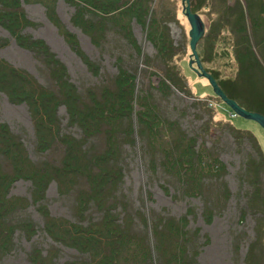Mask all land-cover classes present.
I'll use <instances>...</instances> for the list:
<instances>
[{
  "label": "trees",
  "instance_id": "1",
  "mask_svg": "<svg viewBox=\"0 0 264 264\" xmlns=\"http://www.w3.org/2000/svg\"><path fill=\"white\" fill-rule=\"evenodd\" d=\"M55 1L0 0V26L6 29L20 48L28 49L41 62L53 85L50 88L39 83L26 69L17 68L0 57V93L11 103L25 104L29 110L37 150L43 151L58 141L63 145L59 160L45 158L36 162L30 158L24 142L10 129L8 122L0 120V154L9 164L4 167L0 161V258L12 248L16 228L11 221L12 212L28 203L25 196L8 194L12 182L23 178L31 184L30 199L38 204L36 208L43 217L46 234L53 241L72 247L79 253L58 262L54 259L57 255L54 246L44 251L34 247L28 253L29 260L34 264H196L198 247L191 233L196 234L199 228L191 230L188 226L190 218L187 215L192 213L190 208L177 216H152L149 220L138 211L132 213L124 202L120 203L122 200L115 192L122 176L118 165L120 143L133 141L135 136H139L145 149L153 155L150 158L154 159L156 153L160 168L173 175L184 189V195L189 197L200 195L204 178L218 174L224 163L210 153L204 140L198 142L196 136L188 134L177 119L161 114L148 94L136 92L137 74L132 70L117 66L111 84L87 89L83 97L69 80L67 67L51 47L40 37L23 32L33 23L25 15L22 2L43 5L48 20L57 26L64 41L96 73V65L79 50L76 36L64 30L56 18ZM66 1L73 6L70 22L96 45L101 43L107 31L112 30L120 34L135 53L141 54L131 26L136 22L145 31L146 40L151 43L157 52L155 56L163 65L165 75L156 85L157 90L165 95L172 85L187 95L199 97L187 86L186 75L179 69L177 60L184 50L174 44L163 12L158 7H151L152 0ZM222 17L223 14L213 22L214 30L206 34L209 43L205 36L198 41L200 60L204 63L211 60L216 62L218 59L213 58L222 57L224 51L212 49V42L227 38L239 65L237 75L245 77L253 55L252 48L247 44L249 37L245 26L238 24L240 21L228 26L227 19ZM236 31H242L241 41L234 36ZM4 43L5 40L0 38V47ZM227 60L224 58L220 64L228 67L230 61ZM210 73L228 96L240 105L239 100L251 99L249 104L253 109L264 114V91L255 98L244 87L248 79H232V76H221L215 71ZM207 101L206 97L202 99L204 107L209 109L211 106H207ZM209 101L211 105L212 101ZM60 105L64 106L68 123L80 129V136L61 130V119L57 113ZM228 128L234 137L250 141L256 152L246 154L242 178L249 186L246 206H257L255 209L259 215L255 225H258V218L264 215V186L260 181L264 170V151L249 129L238 128L231 123ZM99 134L104 138L103 149L95 151L87 148V138ZM152 159L149 160L150 165L154 166ZM51 181L56 182L59 192L76 189L73 219L52 215L46 204L39 202ZM91 209L99 212L96 217L90 215ZM134 213L139 214L143 229L136 228ZM206 216L207 220L212 218L210 211ZM21 226H24L26 233L34 230L29 220L23 221ZM252 247L251 242L245 251V262L261 264Z\"/></svg>",
  "mask_w": 264,
  "mask_h": 264
},
{
  "label": "rangeland",
  "instance_id": "2",
  "mask_svg": "<svg viewBox=\"0 0 264 264\" xmlns=\"http://www.w3.org/2000/svg\"><path fill=\"white\" fill-rule=\"evenodd\" d=\"M189 1L191 11L196 12L203 19L205 31L201 38L205 36L206 41L210 40L206 34L214 30L213 22L222 14L224 19H227L228 26L238 21H240L238 24L245 26L244 30L249 37L247 44L252 48L253 55L247 75L240 76L248 79L244 82L245 89L250 91L255 98L259 97L264 91V0ZM150 4L153 9L158 7V10L163 12L174 44L184 50L183 53H179L181 55L177 60L180 65L179 69L186 75L187 86L195 94L198 93L199 97L187 95L172 85L169 86L165 95L157 90L156 85L165 75L163 65L155 56L157 52L151 43L146 40L145 31L136 22L131 23V26L133 35L139 43L141 54L135 53L130 44L112 30L106 32L104 39L98 45L92 43L87 34L70 22L73 6L66 0L55 1L56 18L63 25L64 30L67 29L76 36L79 50L96 65V73L89 69L83 63L81 56L76 54L64 41L57 26L48 20L43 5L22 2L21 6L25 15L33 23L23 32L33 37H40L51 47L50 49L67 67L69 80L78 88L77 91L83 97L87 89L92 87L97 89L111 84L117 66L121 65L132 70L137 74L136 92L148 94V98L156 103L161 114L177 119L188 134L195 135L198 142L204 140L210 153L215 154L224 163V167L218 174L204 178L200 195L189 197L184 195V189L182 190L178 180L160 168L159 156L155 153V158H150L153 155L145 149L143 140L135 136L133 141L126 140L120 143L118 165L122 176L118 181L117 191H115L118 199L122 200L120 203L124 202L131 212L138 211L140 215H145L149 220L152 216L157 218L164 215L177 216L190 208L192 213L187 215L190 218L188 226L191 230L194 227L199 228L196 234L191 233V236L196 238L195 242L198 247L196 264H247L244 255L251 242L254 255L261 264H264V215L258 218V225H255L259 212L255 209L256 205L255 207L246 206L249 186L242 178L246 154L256 152L252 149L250 141L246 138L234 137L228 126L230 127L231 123L235 127L252 131L262 151H264V129L253 119L233 114L225 101L220 100L213 93L209 81L202 76H197L196 72L188 67V55L191 50L188 47L190 40L187 33L190 27L188 19L182 13L181 0H152ZM241 35L242 31H236L234 36L241 41L243 39ZM0 38L5 40L4 45L0 47L1 58L17 68L26 69L39 83L53 88L46 68L41 62L28 49L20 48L15 43V39L1 26ZM207 42L205 43L208 47ZM212 44V49H217L219 52L224 51L222 57H214L213 59H218L216 62L211 60L212 62L204 63L200 60L197 43L196 50L202 67L209 73L215 71L221 76H232V79L243 80L237 75V71L240 70L239 65L235 61L233 49L229 47L230 42L227 38L225 40L220 38ZM224 58L230 61L228 67L220 64ZM192 66H195V62H192ZM202 97H206L207 106L211 108L204 107ZM209 100L212 101L211 105H209ZM250 100L243 99L239 102L243 107L254 110L249 104ZM58 109L61 130L80 136V129L68 123L64 106L60 105ZM0 120L8 122L10 129L21 138L32 160L36 162L45 158L59 160L63 145L58 140L43 151L36 149L33 124L25 104L11 103L4 94L0 93ZM87 139H89L85 142L87 148L95 151L103 149L104 138L101 134ZM150 159L154 161V166L150 165ZM0 161L4 167H8L9 164L1 154ZM260 181L264 186V170ZM55 183L54 181L49 182L44 192L45 195L39 202L46 204L50 214L73 219L76 189L59 192ZM30 185L29 180L18 178L9 187L8 194L25 196L28 203L24 207H18L11 214V221L16 226L13 231L12 248L0 258V264H34L28 258L29 251L34 247L44 251L54 246L57 253L54 259L58 262L78 256L79 253L74 248L53 241L50 235L46 234L42 225L43 217L36 208L38 204L30 199ZM208 211L212 217L210 220L206 219ZM89 212L93 217L99 213L93 209ZM139 214L134 213L133 215L136 228L142 226ZM26 220H29L33 226L32 233H26L24 226H21Z\"/></svg>",
  "mask_w": 264,
  "mask_h": 264
},
{
  "label": "water",
  "instance_id": "3",
  "mask_svg": "<svg viewBox=\"0 0 264 264\" xmlns=\"http://www.w3.org/2000/svg\"><path fill=\"white\" fill-rule=\"evenodd\" d=\"M182 5V13H184L186 19H188L189 24V31L187 33L189 40L188 41V47L189 50H191L188 62V67H190L193 71H195L197 76H202L206 78L207 81H209V85L212 88V91L215 95L218 96L222 101H225V103L229 106L231 112L233 114L239 115L240 117H246L255 120L263 129H264V114L259 112L258 110H250L242 105H240L237 100L234 98L228 96L217 83V80L214 79V77L209 73L207 70H205L202 65L201 61L198 58L196 46L198 41L201 40V37L204 34L205 28L203 19L194 11H191L192 8H190V1L189 0H181ZM192 62H195V66H192Z\"/></svg>",
  "mask_w": 264,
  "mask_h": 264
}]
</instances>
